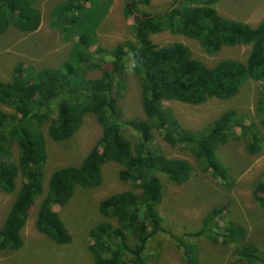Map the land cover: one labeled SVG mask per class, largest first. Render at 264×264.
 I'll list each match as a JSON object with an SVG mask.
<instances>
[{
	"label": "trees",
	"instance_id": "1",
	"mask_svg": "<svg viewBox=\"0 0 264 264\" xmlns=\"http://www.w3.org/2000/svg\"><path fill=\"white\" fill-rule=\"evenodd\" d=\"M36 1L0 0V36L9 29L35 33L40 27ZM67 2L66 10L77 13L82 22L69 30L76 36L62 68L44 69L31 77L18 64L10 82H0V195L15 193L0 228V253L21 249V231L39 198L35 230L56 246H68L71 236L53 207L63 208L77 187H100L102 167L113 163L122 167L118 179L131 190L99 203L100 216L115 224L102 222L92 228L88 250L94 264H146L143 256L148 243L167 233L156 211L163 200L159 179L180 186L188 181L190 172L186 161L169 159L151 146L153 133L159 134L168 147L190 154L199 171L209 174L226 191L232 190L233 179L215 156L219 148L237 141L248 157L264 150L261 133L254 131L252 124H240L234 110L192 132L181 127L174 114L163 107L164 103L200 106L212 99L230 100L252 82L259 87L257 111L264 131V20L251 28L222 18L214 8L218 0H182L173 11L158 15L138 9L149 6L151 0H128L124 16L132 18V40L107 51L94 48V26L102 16L99 0ZM164 33L196 42L208 56L236 47H249L250 53L244 63L225 60L208 68L193 59L182 44L157 47L151 42L152 36ZM127 70L139 86L144 119L122 121L119 103L127 89ZM90 71H99L100 78L86 79ZM3 108L13 113L7 114ZM88 115L101 128V137L79 167L53 172L44 193V128L52 142L64 143ZM235 130L240 133L236 135ZM14 146L16 161L12 157ZM250 189L254 203L264 209V178ZM223 212L211 210L193 237L232 246L235 256L245 264H264V253L247 242L244 228L218 224Z\"/></svg>",
	"mask_w": 264,
	"mask_h": 264
},
{
	"label": "rangeland",
	"instance_id": "2",
	"mask_svg": "<svg viewBox=\"0 0 264 264\" xmlns=\"http://www.w3.org/2000/svg\"><path fill=\"white\" fill-rule=\"evenodd\" d=\"M174 0H151L149 6H140L144 13L158 15L170 10ZM128 0H99L102 16L94 31V48L110 51L115 46L131 41L132 18L124 16ZM67 0H37L35 8L40 13V27L33 34H21L13 29L0 36V82L9 83L13 69L23 65L25 75L33 77L44 69H59L67 62L76 35L69 30L82 22L77 13L67 11ZM222 18L244 23L255 28L264 20V0H218L214 6ZM57 10V12H56ZM73 23V24H72ZM65 31L66 33H63ZM76 41V40H75ZM151 42L162 47L171 43L182 44L192 54L193 59L208 68L219 62L231 60L244 63L250 53L249 47L224 48L214 56L206 55L199 45L181 36L167 33L151 37ZM128 68V66H127ZM99 71L87 72L86 79H98ZM127 89L119 103L122 121L144 119L139 86L131 73L126 74ZM259 87L249 82L239 94L230 100H209L200 106L179 103L163 104L175 116L181 127L198 132L220 117L234 110L238 122L253 125L264 139L260 126L257 104ZM7 114L13 112L3 108ZM46 141V161L43 165V192H46L50 175L61 168H77L101 137V128L93 116L84 118L82 125L70 140L64 143L52 142L44 128ZM238 135L239 130H235ZM151 146L169 159L186 161L190 166L188 181L180 186L170 184L160 177L163 200L156 211L162 218V227L167 233L151 240L144 253L146 264H245L238 260L232 246L212 244L204 238L193 235L200 229L204 217L213 209H223L219 225L233 223L246 230V240L264 253V209L252 199L250 187L264 178V150L257 156L248 157L241 142L231 141L215 153L222 165L230 170L233 185L226 191L209 174L198 169L196 160L178 148L165 145L159 134L153 133ZM17 148H12L13 161L17 160ZM122 167L108 163L102 167V182L94 190L75 188L73 196L63 207H53L60 221L71 236L68 246H56L35 230V220L41 198L29 212L25 227L21 231L23 245L17 252H1L0 264H94L88 250L89 231L102 222L115 224L103 219L98 212L99 203L115 194L130 191V187L118 179ZM20 186V179L16 182ZM15 198L0 195V228Z\"/></svg>",
	"mask_w": 264,
	"mask_h": 264
},
{
	"label": "water",
	"instance_id": "3",
	"mask_svg": "<svg viewBox=\"0 0 264 264\" xmlns=\"http://www.w3.org/2000/svg\"><path fill=\"white\" fill-rule=\"evenodd\" d=\"M182 2V0H179V1H177V3L175 4V5H173L171 8H170V10L169 11H167L168 13L169 12H171V11H173L180 3ZM137 16V15H136Z\"/></svg>",
	"mask_w": 264,
	"mask_h": 264
}]
</instances>
